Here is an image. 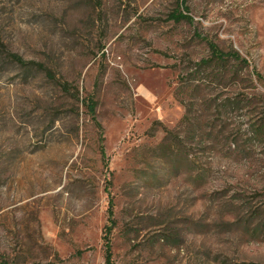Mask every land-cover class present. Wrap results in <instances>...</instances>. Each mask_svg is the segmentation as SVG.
Returning a JSON list of instances; mask_svg holds the SVG:
<instances>
[{"label":"rangeland","instance_id":"obj_1","mask_svg":"<svg viewBox=\"0 0 264 264\" xmlns=\"http://www.w3.org/2000/svg\"><path fill=\"white\" fill-rule=\"evenodd\" d=\"M110 216L114 264H264V0H0V264Z\"/></svg>","mask_w":264,"mask_h":264},{"label":"trees","instance_id":"obj_2","mask_svg":"<svg viewBox=\"0 0 264 264\" xmlns=\"http://www.w3.org/2000/svg\"><path fill=\"white\" fill-rule=\"evenodd\" d=\"M178 20H183L184 17L180 16L177 18ZM218 51V50H217ZM218 56L220 59H225L227 56L222 55L221 53H218ZM14 57L16 58L17 61L19 62H23L22 59L18 56V55H14ZM31 64L36 65V66H43L40 63H34L31 62ZM48 76H51L50 72L47 73ZM110 212L111 215H113V209H112V205L110 206ZM112 216H110V220H111V225L107 227L106 229V234L104 236V245H105V249H106V264H114V260H113V244H112V239H111V235H112V231L114 228V224H113V220H112Z\"/></svg>","mask_w":264,"mask_h":264}]
</instances>
